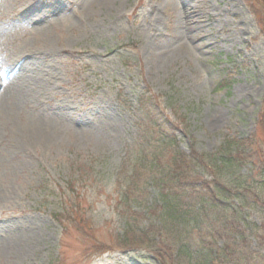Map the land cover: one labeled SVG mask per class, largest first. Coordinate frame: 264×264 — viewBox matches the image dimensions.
<instances>
[{"label":"rangeland","instance_id":"rangeland-1","mask_svg":"<svg viewBox=\"0 0 264 264\" xmlns=\"http://www.w3.org/2000/svg\"><path fill=\"white\" fill-rule=\"evenodd\" d=\"M21 58L39 67L18 73ZM0 69H16L0 77V264H160L123 250L116 209L142 89L186 151L255 133L264 151V0H0ZM77 188L91 229L69 219Z\"/></svg>","mask_w":264,"mask_h":264},{"label":"trees","instance_id":"trees-1","mask_svg":"<svg viewBox=\"0 0 264 264\" xmlns=\"http://www.w3.org/2000/svg\"><path fill=\"white\" fill-rule=\"evenodd\" d=\"M148 90L138 95L144 139L117 172L123 249L152 253L160 264H264V221L245 219L247 210L264 206V151L258 153L257 134L229 138L217 151H186L179 124ZM246 165L248 171L241 172ZM74 195L69 219L91 229L92 216L84 218L76 202L78 188ZM145 197L150 201L144 220L154 221L138 225L132 205Z\"/></svg>","mask_w":264,"mask_h":264},{"label":"bare ground","instance_id":"bare-ground-1","mask_svg":"<svg viewBox=\"0 0 264 264\" xmlns=\"http://www.w3.org/2000/svg\"><path fill=\"white\" fill-rule=\"evenodd\" d=\"M31 60H32V59H31ZM32 61H33V60H32ZM38 62H39V60H38ZM16 64L19 65L18 73H28V72H30V71H33V70H31V69H36V68L39 67L38 64H37V62H31V63H30V60H29V59H27V60H23L22 58L19 59L18 61H16ZM47 81H49L48 78L46 79V82H47ZM13 82H14V80H13ZM9 90H10V89H9ZM7 92H8V90H7ZM3 96H5V94L2 95V96H0V97L3 99V98H4ZM5 97H6V96H5ZM0 103H3V102L0 101Z\"/></svg>","mask_w":264,"mask_h":264},{"label":"snow or ice","instance_id":"snow-or-ice-1","mask_svg":"<svg viewBox=\"0 0 264 264\" xmlns=\"http://www.w3.org/2000/svg\"><path fill=\"white\" fill-rule=\"evenodd\" d=\"M0 74H2V69H0Z\"/></svg>","mask_w":264,"mask_h":264}]
</instances>
